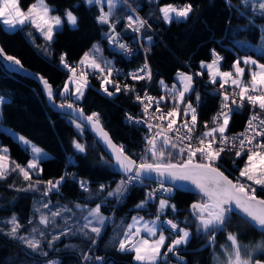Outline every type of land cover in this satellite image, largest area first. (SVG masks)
Returning <instances> with one entry per match:
<instances>
[{"label": "trees", "instance_id": "16d2710c", "mask_svg": "<svg viewBox=\"0 0 264 264\" xmlns=\"http://www.w3.org/2000/svg\"><path fill=\"white\" fill-rule=\"evenodd\" d=\"M127 1L136 7L140 16L150 25L143 30L144 34L152 37L151 43L147 46L150 50L146 52L145 59L141 53L125 59L121 53L113 50L104 35L109 31V25H102L96 19L100 14V6H89L84 0H46L54 10L52 13L58 14L63 19V25L55 32L50 45L31 24L19 26L15 30H7L3 24H0V43L8 54L16 56L25 67L47 78L54 88L57 103L78 102L79 107L83 108L87 115L98 112L103 126L113 139L119 145H123L125 152L132 158L137 159L140 151L144 149L147 128L125 121L127 112L138 115L140 111V107L132 97L133 93L122 90L113 96H108L101 90L100 81L89 73L92 83L86 89L82 100L76 101L71 96L61 97L59 95L61 87L70 74L69 70L61 65V55L66 54L67 61L76 63L85 52L92 49L93 45L98 44L102 49L103 57L111 61L113 67L117 64L128 68L138 67L148 60L152 70L151 81L146 83L147 79H129V83L141 93L147 91L162 96L161 79L171 83L181 69L198 73L201 60L213 59V49L223 57L221 66L232 68L238 52L244 51L237 46L235 40L257 42L264 32L259 22V20L264 21V15L257 11L253 12L250 6L242 5L241 0H231L230 4L228 0ZM34 2L35 0H19L20 6L24 9ZM164 3L178 6L191 3L193 11L187 19L166 23L159 12L160 5ZM127 7L128 4L123 2L119 6L115 15L119 23L116 24L115 30L120 35L133 37L134 31L128 29L127 23L122 19L128 11ZM66 9H71L77 16L75 27L67 22L64 15ZM235 48L239 51L237 52ZM258 56L264 59V54ZM203 73L194 76V91L187 94V98L196 107L197 131L201 129L204 132L206 131L204 122L208 121L211 127L212 117L220 109L223 91L213 87L220 86L222 82L213 84L208 81L207 72ZM109 89L114 87L109 86ZM196 93L200 96L198 103ZM0 94L8 100L2 106V124L19 131L49 152V155L40 162L43 171L34 172L31 181L24 180L23 175L18 171H12L5 179H0V229H2L0 264H44L46 260L53 259V256H58L59 264H140L134 260L133 251H119L117 241L123 239L122 232L134 214H139L145 219H155L160 199H166L176 205L175 212L170 208L164 210L160 216L161 222L171 219L178 222L180 227L189 228L192 235L186 245L176 250L178 255L168 253L167 257L159 259L157 264L165 261L169 264H221L215 262L212 255L224 243L230 242L226 238L227 233H236L237 239L246 243L264 238V233L247 222L238 212L233 211L226 229L219 230L215 235V242L205 246L208 239L203 233L197 232L196 221L190 211V205L200 200V195L181 189H174L170 194L157 192L155 199L149 200L144 207L137 208L136 205L146 199V193L155 188L154 183L148 180H144L143 184L130 185L128 191L119 200L108 197V192L116 188L118 182L124 178V174L116 170L111 158L85 127L80 132L70 121L69 118H72L70 115L49 106L35 79L10 70L0 60ZM171 101L172 99L168 98L163 103L168 107L174 106ZM228 103L235 109L236 106L231 105V100ZM252 110L248 104L238 111L234 110L226 133L243 129ZM182 113L179 120L183 121L185 117ZM187 119L190 120V116ZM182 121L177 123L181 124ZM73 140L85 144L86 151L78 152L73 146ZM0 142L9 150L7 153L9 166L12 162L21 166L27 165L31 153L1 125ZM246 157V153L236 157L234 151L225 150L216 165L236 179ZM65 173L69 175L65 177L59 191H53L47 197L41 195L44 191L43 184L40 185V191H18L27 188L30 182L55 181ZM79 181H86L89 190L81 189ZM100 185H105L103 191H100ZM256 194L264 197V188L257 186ZM49 200L51 201L49 207L42 208L41 203H47ZM76 204L81 205L82 209L76 208ZM97 204H100L103 212L110 216L99 238L91 233L90 236L81 234L78 228L83 222L75 223L69 220V224L65 225L64 219L57 217L58 226L53 228L50 225L43 226L38 221L41 212L50 213L58 205L71 209V213H64L66 217L68 214L79 215L78 212L82 214ZM38 207L41 212L36 211ZM13 215H16L19 224L23 226L19 229L21 235L28 234L32 227L45 232L46 239L43 241L41 251L46 250L47 256L42 255L40 251L33 252L19 240L6 234L11 227L7 221ZM29 221L32 223L29 224ZM66 226H71L74 234L61 236L49 248L47 242L51 240L52 235L59 233ZM163 230L168 240L161 250L162 253L167 251V245L175 238L167 226H163ZM86 231L90 230L86 229ZM92 239L96 240L94 245ZM85 253L93 259L84 260ZM97 256L103 257V261L95 260ZM258 257L264 258L263 254Z\"/></svg>", "mask_w": 264, "mask_h": 264}, {"label": "snow or ice", "instance_id": "6c2138e0", "mask_svg": "<svg viewBox=\"0 0 264 264\" xmlns=\"http://www.w3.org/2000/svg\"><path fill=\"white\" fill-rule=\"evenodd\" d=\"M84 2L89 6H100V14L96 19L102 25H109V31L104 34L108 42L110 45L122 50L123 53L130 54L131 49L126 43L121 42L120 33L115 31L116 24L119 23V20L115 17V9L121 2L126 4L127 0H84ZM228 2L230 4L231 0H228ZM241 3L244 6H250L253 12L259 11L264 14V0H241ZM105 4L108 11H104ZM129 10L132 14L125 17L128 29L139 33L145 27H150L147 21L139 16L135 8L129 6ZM53 11L46 3V0H35L26 12L20 8L19 0H0V24H3L7 30H15L19 26L31 24L44 36L50 45L54 39L55 32L60 29L63 23L59 15H51ZM192 11L193 6L191 3H187L182 7L166 4L159 8L162 19L166 23L187 19ZM64 15L71 26L75 27L77 25L78 18L70 9H66ZM146 39L150 44L152 37L147 36ZM261 39L264 40V37H261ZM149 50L145 49L146 52ZM0 59L21 68L23 67L21 61L15 56L7 55L3 47H0ZM222 60L223 57L213 49L211 63L201 61V67L208 70L211 83L215 84L219 77L223 81L220 83V89H224L225 85L229 83L234 88L231 95L227 90L222 92L220 111L211 120L213 127L209 128V122L205 121L204 128L206 131L199 135L194 134L198 123L196 107L193 106L190 100L186 102V94L194 91L192 74L177 72L181 87L173 84L169 88L161 80L160 85L169 92V97H152L148 95L147 91H145L143 97L138 93L136 94L135 99L143 105V114L147 119L141 120L131 114H127L126 119L129 123L147 125L148 134L145 136L144 151L139 156V162L125 152L123 145H117L113 142L109 133L104 129L98 112L86 115L84 109L77 107L74 103L61 102L56 105L60 109L67 108L72 110L77 117V120L73 121V123L80 132L83 131L84 124L87 122L88 126L94 130L100 140L110 150V154L113 157L112 163L124 174V178L118 182L116 188L108 192V197H115L119 200L128 191L130 185L135 183L143 184L145 179H154L157 181V187L147 192L146 199L136 205L137 208H142L149 200L155 199L157 192L170 194L178 186L175 182H188L194 186V189L201 197L200 200L194 201L190 205L191 214L196 221L197 232L203 233L210 244L215 242L217 230L226 229L234 210L242 213L247 222H250L264 233V197L256 194V186L264 188V139H257L258 137L264 138V119L261 118L259 113L252 115L247 121L244 132L235 136L225 135L232 112L243 108L245 101L248 102L253 110L258 108L261 112H264V63H260L259 60L254 59L252 56L238 57L232 65L236 74L234 76L231 71L220 70L219 65ZM60 62L71 73L59 93L61 97L71 95L76 101L82 100L85 89L89 86L87 74L84 71L88 67L94 71L98 70L101 90L108 96H113L122 90L134 91L127 84L122 89L121 85L110 79L114 71L112 62L103 57L102 49L98 44L93 45L89 52L84 53L76 67L67 64L66 54L61 55ZM241 62L245 66L258 68V71L250 72L248 81L243 80L245 69L240 67ZM77 68L81 69L79 75L77 74ZM203 74V72H199L195 75ZM130 75L133 80L147 79L151 81L152 73L147 60H145L144 65L140 69ZM37 78L42 82L49 101L55 104L56 93L51 84L43 76H38ZM70 84L74 85V89L70 88ZM109 85L114 87V92L109 91ZM237 95L239 97L238 101L236 99ZM168 98H171L176 103L171 110L164 113L160 109L159 104ZM199 100V93H196L197 103ZM229 100H231V105L236 106L235 109L229 105ZM7 102V98L4 95H0V116L3 115L2 106ZM152 104L156 105V113L158 115L149 112V107ZM181 104L184 105L182 115L185 119L180 125H177L176 118L181 115V112L178 111ZM189 116L190 120L187 119ZM151 120H156L157 123L153 124L150 122ZM164 121H167L166 127L163 124ZM217 136L220 138L218 143ZM17 139L25 145L26 150L28 148L31 149L32 159L27 162L26 166H21L14 162L9 166L6 163L9 150L0 146V179H5L12 171H18L23 175L24 180L31 181V175L34 172L43 171L40 167V162L47 154L24 136H17ZM73 146L78 152L83 153L86 151V145L79 140H73ZM225 150H235L236 157H240L247 150L245 166L239 169V177L235 181L216 166V162L221 158V153L225 152ZM177 157L179 159H176ZM105 162L107 163V161ZM67 175L69 174L65 173L55 181L42 182L37 180L35 183L30 182L27 188L18 189V191H40V185L43 184L44 191L41 195L47 197L49 193L59 191ZM243 178H246V181L251 183H246ZM166 181L174 183L172 186H166ZM79 186L84 191L89 190L86 181H79ZM104 189L105 185H100V191ZM50 204L51 201L49 200L47 203H41V207L47 209ZM75 207L82 209L79 204H76ZM168 208L173 212L176 211V205L171 204L166 199H160L154 220L144 221L143 217L133 216L131 218L132 223L127 224L122 232L123 239L117 241L119 251H133L135 253L134 260L140 262V264H157V261L162 257L166 258L168 253L178 255L176 250L189 242L192 233L189 228L180 227L178 222H174L171 219L161 222L160 216ZM36 211L41 212V209L38 207ZM64 213H71V209L67 208V206H61L47 214L41 212L39 224L56 228L58 226L56 218L61 217L64 219L65 225H68L70 217H65ZM88 217H92V219ZM82 218L85 223L78 228V231L84 236H90V233L95 234L96 238H99L105 226V221L109 219V217L101 213L100 204H97L93 209H89L88 216ZM93 220L96 222L95 225ZM141 221H144V223L141 224ZM7 223L11 225L6 233L7 235L19 240L33 252L40 251L42 255L47 256V252L41 251L43 241L46 239L44 231L37 227H32L28 234L21 235L19 229L23 226L19 224L16 215H13ZM31 223L32 221H29V224ZM163 226H167L175 238L167 245V251L162 253L161 249L168 240V237L164 234ZM86 229L90 231H86ZM142 232L146 233L147 236L142 235ZM71 234H74L72 227H64L47 242L48 247L51 248L53 243L59 240L61 236ZM152 237H155V239H151ZM227 240L231 242L230 250L225 248L227 260L226 262H221V264H264V260L254 259L255 252H264V241L242 246L238 242L237 234L232 232L227 233ZM95 243L96 240L92 239V244L94 245ZM83 259L88 261L93 259V257L85 253ZM94 259L103 261V257L99 256ZM48 264H59V261H48Z\"/></svg>", "mask_w": 264, "mask_h": 264}, {"label": "rangeland", "instance_id": "374dc122", "mask_svg": "<svg viewBox=\"0 0 264 264\" xmlns=\"http://www.w3.org/2000/svg\"><path fill=\"white\" fill-rule=\"evenodd\" d=\"M122 4V3H121ZM126 4H128V11H129V6H131V8H135L136 9V7L133 5V4H131V3H129L128 1H127V3ZM166 4H173V3H164V4H161L160 5V7H162L163 5H166ZM173 5H175V6H177V7H182V6H178V5H176V4H173ZM184 6V5H183ZM71 10V9H70ZM72 11V10H71ZM127 11V12H128ZM257 12H259V11H257ZM74 13V12H73ZM126 13V12H125ZM260 13V12H259ZM55 15V14H54ZM56 15H58V14H56ZM264 15V14H263ZM161 16H162V14H161ZM259 22H260V25L264 28V21H260L259 20ZM135 34H136V32H134ZM134 34V35H135ZM42 35V34H41ZM43 36V35H42ZM123 37H125V39H128V38H132V36L131 37H126V36H124V35H122ZM44 37V36H43ZM261 37H264V32H262L261 33V35H260V39L257 41V42H254V41H251V40H243V39H236L235 40V43L237 44V46L241 49V50H244V51H239V49H237V48H235L236 50H237V52H238V56H237V58L239 57V58H243V57H245V56H252L254 59H256V60H259L260 61V63H264V59H261L258 55L259 54H264V40H262L261 39ZM121 39V38H120ZM132 40V39H131ZM148 42L147 41H145V42H141V43H138V46H139V49L140 50H145V49H148L147 48V46H148ZM111 47L113 48V50H115V51H117L118 53H121V55L123 56V57H125V59H129V58H131V57H128L125 53H123L122 52V50H119V49H117L115 46H113V45H111ZM90 50V49H89ZM89 50L87 51V52H89ZM217 53V52H216ZM219 54V53H218ZM212 55H213V52H212ZM220 55V54H219ZM221 56V55H220ZM83 57V56H82ZM81 57V58H82ZM145 58H147L146 57V55H144V59ZM236 58V59H237ZM235 59V60H236ZM81 59H79V61H80ZM79 61H77L76 62V64L73 66V67H76L77 66V64L79 63ZM201 61H204V62H207V63H211V61H212V59H203V60H201ZM201 61L199 62V65H200V67L197 69V71H198V73L199 72H207V74H208V81L210 82V79H209V73H208V70L206 69V68H202L201 67ZM147 62H148V60H147ZM144 63L145 62H143L142 63V65L141 66H143L144 65ZM141 66H139V67H141ZM219 67H220V70L221 71H231V72H233V75L235 76L236 74H235V72H234V69H233V67L232 68H223L222 66H221V61H220V65H219ZM240 67H242V68H244L245 69V71H244V75H243V80L244 81H248L249 79H250V72L251 71H258V68H256L255 66H245L244 64H243V62H241V64H240ZM136 69H140V68H136ZM84 71L86 72V74H87V79H88V82H89V84H91L92 83V81H91V79H90V77L88 76L89 75V73H92L99 81H100V74H99V72H98V70H96V71H94L93 69H91L90 67H88V68H85L84 69ZM178 72H185V73H189V74H192L193 75V78H194V76H195V73H194V71H192V70H187V69H181V70H179ZM78 74H79V72H77ZM71 74V73H70ZM69 74V75H70ZM129 75H130V73H128ZM69 75L67 76V78L65 79V81H68V77H69ZM161 80H163L164 81V83L166 84V85H168V87L169 88H171V86L173 85V84H176L177 85V87H181V85L179 84V81H178V78H177V73H176V75H175V80L174 81H172L171 83H169V82H167L166 80H164V79H161ZM160 80V81H161ZM223 82L222 81V79L221 78H217V82ZM64 84H65V82H64ZM63 84V85H64ZM230 84V83H229ZM231 85V84H230ZM231 86H233V85H231ZM129 87L130 88H132L133 89V87L131 86V84H129ZM234 87V86H233ZM62 88H63V86L61 87V90H62ZM70 88H73L74 89V85H71L70 84ZM161 88H162V96H164V97H169V92L167 91V90H165L162 86H161ZM135 88H134V91H131V92H135ZM138 90V89H137ZM85 91H86V89H85ZM109 91H113L114 92V89H109ZM137 92V91H136ZM138 92L140 93V91L138 90ZM85 93V92H84ZM141 94V93H140ZM189 94V93H188ZM0 95H2V94H0ZM69 96H71V95H69ZM141 96H144V94L143 95H141ZM72 97V96H71ZM84 97V96H83ZM133 97V99L135 100V102H136V104L140 107V111H139V114L140 115H142L143 116V118L144 119H147V117H145L144 116V114H143V112L141 111V104H139V102L135 99V95H133L132 96ZM74 100H75V98L74 97H72ZM237 99H239V97H238V95H237V97H236ZM83 99V98H82ZM163 101H166V99L165 100H163ZM163 101H161V103L162 104H164L163 103ZM188 101V98H187V94H186V102ZM76 103H78V102H76ZM171 103H176L175 101H171ZM182 105V106H181ZM180 106H179V108H178V111L179 112H183V108H184V105L183 104H181ZM164 109H165V112L164 113H166V112H168L169 110H171L172 108H173V106H167V107H163ZM70 119V121L71 122H73V121H76V119H73V118H69ZM177 119V121L178 122H181L182 120H179V117H177L176 118ZM167 122V121H166ZM164 123V122H163ZM133 124V123H132ZM0 125H1V127H4L5 125L4 124H2V121H1V116H0ZM137 125V124H136ZM144 126H146V125H144ZM211 127H213V125L211 126ZM211 127H209V128H211ZM8 129H11V131H12V136L15 138V139H17V136H20V135H22V136H24L25 138H27L29 141H31L32 142V144H34L36 147H38V148H40V149H42L43 150V152L44 153H46L47 155L46 156H48L49 155V152L47 151V150H45L44 148H42L41 146H39L38 144H36L35 142H33L30 138H28L27 136H25L24 134H22V133H20L19 131H17V130H15V129H13V128H11V127H9ZM147 134H148V132H147ZM18 140V139H17ZM21 143V142H20ZM22 144V143H21ZM23 145V144H22ZM0 146H3V147H6L5 145H3V144H1V142H0ZM24 147H25V145H23ZM215 146V145H214ZM26 148V147H25ZM30 153H31V157H30V159L29 160H31L32 159V152H31V149L30 148H28L27 149ZM232 151H234L235 152V150H232ZM45 156V157H46ZM246 160H247V157H246ZM138 162H139V158H138V160H137ZM175 162V161H174ZM246 162V161H245ZM217 166V165H216ZM245 166V163H244V165L242 166V168ZM238 176V175H237ZM237 176H236V178H237ZM234 179V178H233ZM245 181H246V178H243ZM235 180V179H234ZM150 182H152V181H150ZM154 185H155V188L157 187V182H155L154 181ZM248 183H251V182H248ZM257 187V186H256ZM199 195V194H198ZM60 207V205H58L57 206V208H59ZM96 207V205L95 206H92V208L91 209H93V208H95ZM56 208V209H57ZM55 209V210H56ZM54 210V211H55ZM101 213L103 214V215H105L106 217H109V219L108 220H106L105 221V226L108 224V222H109V220H110V216L108 215V214H106L105 212H103V210L101 209ZM78 214L79 215H77V214H68V216L66 215V217H70V220L71 221H74L75 223H79V222H83V224L85 223V221L83 220V218L82 217H84V216H88V210L87 211H85L84 213H82V214H80V212H78ZM40 215V214H39ZM38 215V216H39ZM37 216V217H38ZM133 216H135V217H143V216H141V215H139V214H134ZM89 219H92V217H88ZM144 218V217H143ZM154 220V219H153ZM38 221H39V217H38ZM144 221H146L145 220V218H144ZM144 221H141V224H143L144 223ZM129 223H132V219L129 221ZM128 223V224H129ZM93 224L95 225L96 224V222L93 220ZM44 226V225H43ZM104 226V227H105ZM181 227H184V226H181ZM103 230V229H102ZM142 235H145V236H147V234L146 233H143L142 232ZM227 235V234H226ZM53 236V235H52ZM227 238V237H226ZM151 239H155V237H152ZM260 241H264V238H259V239H255V240H253V241H250V242H241L240 240H238V242L242 245V246H244V245H249V244H255V243H257V242H260ZM230 245H231V242H227V243H224L223 244V246L221 247V248H219L217 251H215V252H213V255H212V259H214V261L215 262H217V263H220V262H222V261H225L226 262V260H227V252L225 251V248H228L229 250H230ZM46 251V250H45ZM44 251V252H45ZM260 254H263V256H264V252H262V251H258V252H255L254 253V259H263L264 260V258H261V257H258V255H260ZM134 256H135V253H134ZM53 259H50V260H46L45 261V263L44 264H48V261H53V260H55V261H59V258H58V256H53L52 257ZM163 258V257H162ZM138 262V261H137ZM158 262V261H157ZM169 264V263H168Z\"/></svg>", "mask_w": 264, "mask_h": 264}, {"label": "built area", "instance_id": "2783aa9c", "mask_svg": "<svg viewBox=\"0 0 264 264\" xmlns=\"http://www.w3.org/2000/svg\"><path fill=\"white\" fill-rule=\"evenodd\" d=\"M130 11V10H129ZM128 11V12H129ZM117 32V31H116ZM148 35H142L141 34V32H139V33H137L136 35H134L132 38H130V39H125V37H123L122 35H120V38H122V41H124L123 43H126V41H130V44H128V47L131 49V53L130 54H126L128 57H132L133 55H137V54H142V55H145L146 54V51L145 50H140L139 49V46H138V43H143V42H145V41H147V39H146V37H147ZM132 39V40H131ZM148 42V41H147ZM149 43V42H148ZM67 61V60H66ZM67 64L68 65H70V66H74L76 63H71L70 61H67ZM142 67V66H141ZM141 67H130V68H128V67H123V66H121V65H119V64H117V65H115L113 68H114V71H113V74H112V76L110 77V79L111 80H113V81H115L116 83H118L119 85H121V88L123 89V86L125 85V84H127V85H129L130 83H129V79H132L131 78V75H129L128 73H130V74H132V73H135L138 69H136V68H141ZM80 71H81V69L80 68H77V72H79L80 73ZM78 74V73H77ZM79 75V74H78ZM105 75H106V73H105ZM109 86H111V85H109ZM215 87V89L216 90H219L220 89V86L219 85H215L214 86ZM135 87H133V89H134ZM220 90H222V91H225V90H227V92L231 95V93H232V90H233V88H231V87H229L227 84L225 85V88L224 89H220ZM137 91V92H136ZM133 93V95H135V97H136V94L138 93L140 96L141 95H143L145 92H138V90L136 89L135 90V92H132ZM148 95H150V96H152V97H156V98H159L160 96L159 95H157V94H153V93H149L148 92ZM141 97H143V96H141ZM237 99V98H236ZM239 99H237V101H238ZM139 102V101H138ZM139 104H141L140 102H139ZM245 104H248V102L247 101H245V103H244V105ZM249 105V104H248ZM76 106L78 107V106H80V104L79 103H76ZM159 107H160V109L162 110V112H165V109L163 108L164 106L161 104V102H160V104H159ZM258 109V108H257ZM141 111L143 112V105L141 104ZM220 111V109L217 111V112H219ZM256 111V109L255 110H252V112L250 113V115H249V117L250 116H252V115H255V114H257V112H255ZM149 112L150 113H152V114H155V115H158V113H156V105L155 104H152V105H150V107H149ZM127 114H131L133 117H136V118H138V119H141V120H143L144 118H143V116L142 115H135L134 113H131V112H127L126 113V115ZM126 115H125V121L127 122V123H129L128 122V120L126 119ZM260 115V114H259ZM261 116V118L262 119H264V115H260ZM249 117H248V119H249ZM248 119L246 120V122H245V126H244V128L243 129H239L240 131H238L237 133L239 134V133H242V132H244V130H245V128H246V126H247V121H248ZM167 122L166 121H164V123L163 124H166ZM129 124H132V123H129ZM133 124H136V123H133ZM138 126H144V125H146V124H137ZM147 127V126H146ZM196 129H197V126H196ZM199 131V134L200 133H202L203 131L201 130V129H198ZM181 131H183V129H181ZM229 134L230 133H225V135H228L229 136ZM217 143L219 142V136H217ZM258 140L259 139H264V138H260V137H258L257 138ZM255 143V142H254ZM142 153L140 152V154L139 155H141ZM247 154V153H246Z\"/></svg>", "mask_w": 264, "mask_h": 264}, {"label": "water", "instance_id": "95a60500", "mask_svg": "<svg viewBox=\"0 0 264 264\" xmlns=\"http://www.w3.org/2000/svg\"><path fill=\"white\" fill-rule=\"evenodd\" d=\"M0 47H2V45H1V43H0ZM5 51V50H4ZM5 53L7 54V55H11V54H8L6 51H5ZM11 56H14V55H11ZM16 57V56H15ZM17 58V57H16ZM18 59V58H17ZM10 70H12V71H15V72H17V73H20V74H22V75H27V76H29V77H31V78H33V79H35L37 82H38V84L40 85V87H41V90H42V92H43V94L45 95V97H46V99H47V102H48V104H49V106H51L52 108H54L55 110H58V111H62V112H64L65 114H67V115H70L72 118H74V119H76L77 120V117L73 114V112H72V110L71 109H67V108H65V109H60V108H58V107H56V105L57 104H59V103H57L56 102V100H55V104H53L51 101H49V99H48V97H47V95H46V92H45V90H44V88H43V85H42V82L37 78L38 76H42L40 73H37V72H35V71H33V70H31L30 68H27V67H25L22 63V68L20 67V66H16V65H14V64H12V63H10V62H6V61H4V60H2V59H0ZM45 78V77H44ZM45 79H47V78H45ZM49 82V81H48ZM50 83V82H49ZM51 84V83H50ZM52 86V85H51ZM52 88H53V86H52ZM53 90H54V88H53ZM85 113V112H84ZM86 114V113H85ZM87 115V114H86ZM84 127L89 131V133L90 134H92L96 139H97V141L100 143V145L102 146V148H103V150L105 151V153L111 158V160L113 161V157H112V155L110 154V150L106 147V145L100 140V138L97 136V134L94 132V130H92L89 126H88V124H87V122H85V124H84ZM104 127V126H103ZM104 129L109 133V135H110V137H111V139L113 140V142H115L117 145H119L114 139H113V137L111 136V134H110V132L104 127ZM127 153V152H126ZM128 154V153H127ZM129 155V154H128ZM131 156V155H130ZM134 159V158H133ZM115 166V165H114ZM218 167V166H217ZM115 168H116V170L118 171V172H120V173H122L116 166H115ZM221 169V168H220ZM221 171H223L222 169H221ZM224 172V171H223ZM225 173V175H227L230 179H232V180H234L231 176H229L226 172H224ZM123 174V173H122ZM145 180H148V181H156V180H154V179H145ZM235 181V180H234ZM166 183L167 184H169L170 186H172L173 185V183L174 182H170V181H166ZM178 186L177 187H175V189H181V190H184V191H189V192H192V193H196V194H198V192L194 189V186H192V185H190L188 182H175ZM261 197V196H260ZM234 211H236V212H238L242 217H244L243 216V214L242 213H240L238 210H234ZM219 230H217L216 231V233L218 232ZM216 233H215V235H216ZM207 245H210V243H209V240H208V242L206 243V245L205 246H207ZM158 264H168V262L167 261H165V262H162V263H158Z\"/></svg>", "mask_w": 264, "mask_h": 264}, {"label": "bare ground", "instance_id": "6f19581e", "mask_svg": "<svg viewBox=\"0 0 264 264\" xmlns=\"http://www.w3.org/2000/svg\"><path fill=\"white\" fill-rule=\"evenodd\" d=\"M137 11V10H136ZM138 12V11H137ZM139 13V12H138ZM129 14H132L130 11L129 12H127V13H125L124 15H123V17H122V19H123V21L125 22V23H127V21H126V19H125V17L127 16V15H129ZM139 16H140V14H139ZM141 17V16H140ZM143 30L144 29H142L141 30V34L142 35H146V34H144V32H143ZM121 40V42H124V41H122V38L120 39ZM126 44L128 45V44H130V41H126ZM150 66V65H149ZM151 68V67H150ZM151 73H152V70H151ZM149 83V80H147L146 81V83ZM145 83V84H146ZM255 112H257V113H259L260 115H264V112H261L259 109H256V111ZM138 115H140V114H138ZM151 123H153V124H156L157 123V121L156 120H151L150 121ZM147 126V125H146ZM164 126L166 127V124H164ZM238 131H240V130H237V131H232V132H230V134H229V136H235V135H237L238 133ZM194 134L195 135H199V132L197 131V129L195 128V130H194ZM144 151V149L143 150H141L140 152L142 153ZM244 153H247V150H245V152ZM140 156V155H139ZM135 159V158H134ZM135 160H138V156H137V159H135ZM239 177V176H238ZM244 180V179H243ZM245 181V180H244ZM155 182H157V181H155ZM246 183H248L247 181H245ZM152 183H154V181H152ZM155 184V183H154ZM166 186H170L169 184H167L166 183Z\"/></svg>", "mask_w": 264, "mask_h": 264}, {"label": "crops", "instance_id": "0c3cea01", "mask_svg": "<svg viewBox=\"0 0 264 264\" xmlns=\"http://www.w3.org/2000/svg\"><path fill=\"white\" fill-rule=\"evenodd\" d=\"M47 3V2H46ZM122 3V2H121ZM121 3H119L118 5H117V7H116V9H115V15L118 13V8H119V6L121 5ZM49 5V4H48ZM19 6H20V4H19ZM49 7L50 8H52L50 5H49ZM20 8L22 9V10H24L25 12L28 10V8H26V9H24V8H22L21 6H20ZM104 11H108V8H107V5L105 4V6H104ZM51 15H54L53 13H51ZM56 15V14H55ZM75 15V14H74ZM62 18V17H61ZM62 21H63V19H62ZM62 25H63V23H62ZM66 82V81H65ZM4 130H6L7 132H9V133H12V131H11V129H8L9 127H7V126H4V127H2ZM6 163H8L9 164V160L8 161H6ZM146 221H150V220H152V219H145ZM164 234H165V236H167L166 235V233H165V230H164ZM162 250V249H161Z\"/></svg>", "mask_w": 264, "mask_h": 264}]
</instances>
